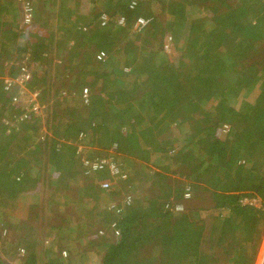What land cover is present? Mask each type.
Instances as JSON below:
<instances>
[{"label":"trees","instance_id":"1","mask_svg":"<svg viewBox=\"0 0 264 264\" xmlns=\"http://www.w3.org/2000/svg\"><path fill=\"white\" fill-rule=\"evenodd\" d=\"M39 1L30 26L11 0L0 3L1 68L27 54V61L39 66L49 58L53 74L32 78L28 87L40 91L41 102L55 88V108L66 106L54 136L39 142L38 116L28 114L16 126L2 123L5 111L20 110L12 106L13 94H0V230L17 236L24 264H42L40 255L47 264H65L63 251L71 258L73 248L61 243L76 239L80 258L91 252L96 264H255L264 233V0H143L135 10L129 8L132 0H102L99 8L85 9V14L78 10L77 15L80 0L75 9L70 6L74 0ZM154 2L163 4L169 22L154 16L131 38V21L141 12L151 18ZM103 14L111 23L101 27ZM121 17L125 26L116 23ZM50 20L68 34L64 44L73 42L68 61L57 56L67 65L53 67L48 56L54 46L63 45L48 32ZM34 24L36 31L31 30ZM166 33L173 35L174 44L184 41L174 65L164 53ZM7 48L15 53L7 56ZM82 55L85 62L79 61ZM72 77L77 87L64 88ZM128 77L133 82L125 83ZM79 83L88 85L89 94L81 96L86 85L79 91ZM141 88L150 94L140 93ZM114 122L118 128L113 134L107 125ZM29 127L38 134L34 150L12 154L15 141L27 142L18 136ZM82 134L89 157L114 156L122 177L108 170L91 176L77 168ZM42 145L44 172L37 169L41 160L33 164L25 158ZM151 156L165 161L156 167ZM132 174L141 185L135 191L142 194L147 183L152 195L118 192L119 184H130ZM41 185L53 195L44 205L41 194L31 204L8 201L41 191ZM121 195L124 203L98 207L105 196ZM253 197L260 207L243 202ZM22 208L28 219L9 222ZM44 215L48 222L33 235L32 221L39 225ZM77 221V228L86 230L73 240ZM0 264L6 263L0 259Z\"/></svg>","mask_w":264,"mask_h":264},{"label":"rangeland","instance_id":"2","mask_svg":"<svg viewBox=\"0 0 264 264\" xmlns=\"http://www.w3.org/2000/svg\"><path fill=\"white\" fill-rule=\"evenodd\" d=\"M101 1L102 0H100L98 3H101ZM75 3H76V0H74L72 3H71V8L72 9H75L76 7L74 6L75 5ZM86 5L87 4H83V6H85L86 7ZM144 7V6H143ZM151 8L153 9V16L154 15H157L158 16V18H159V20H165V23H168L169 22V17H168V14H166V13H164V12H162V10L161 9H163V4H161L160 2H154L152 5H151ZM78 10H79V14H85L86 13V11L85 12H83L84 10H85V8L84 7H82L81 9H79V7L78 8H76L75 9V15H77V12H78ZM60 13V12H59ZM140 14V16H137V17H135L134 19H133V21H131V31H130V37L131 38H133L132 37V33H134V31H133V28H132V26H134V24H135V22L137 21V19L138 18H140V17H143V18H146V15H145V13H139ZM61 16V15H60ZM59 16V17H60ZM81 16H83V15H81ZM61 18V17H60ZM152 18V17H151ZM87 20V19H86ZM57 23H56V21L54 20L53 21V27L55 28L54 30H53V40H54V43L55 42H59V43H61V44H63L61 47H57V45L56 46H54L51 50H52V56H50V55H48L49 57H53V62H52V65H53V67L55 66V65H59V66H64V65H67V64H62V62H61V60L59 61V59L57 58V56H58V54H62L63 56H65L66 58H67V61H68V58H69V45H71V43H73V42H69L68 44L66 43V44H64V42H65V40H66V38L68 37V34H66V31L65 30H63V29H60V28H58V29H56L57 28ZM101 26V25H100ZM102 27V26H101ZM89 28V27H88ZM26 29V28H25ZM93 29V28H92ZM22 30H24V29H22ZM25 31V30H24ZM24 31H22V32H24ZM167 35H171L172 37H173V35L172 34H170V33H166ZM128 36V37H129ZM129 37V38H130ZM80 40V39H79ZM94 41V40H93ZM183 40L181 39V40H179V42L178 43H176V46H177V48L179 47V49L180 48H182V44H183ZM53 43V44H54ZM90 43V42H89ZM92 44H94L95 42H91ZM165 44H166V42H165ZM60 45V44H59ZM88 46V45H87ZM91 46H93V45H91ZM171 50V49H170ZM92 51H93V49H92ZM91 51V52H92ZM5 52H8V55L7 56H9V55H13L15 52H9L8 50L7 51H5ZM84 53H85V51H84ZM83 53V54H84ZM165 55L168 57H166V59H168V61H170V62H172V64L171 65H174L175 63H177L178 62V60H179V57H180V54H178L177 53V49H175V47H174V49L173 50H171L169 53L165 50ZM164 53H162V54H164ZM68 54V55H67ZM104 54V56L102 57L103 59H105L106 58V56H105V53H103ZM25 55V54H24ZM29 55L27 54L26 55V58L28 57ZM13 57H15V56H13ZM17 57V56H16ZM70 57H72V56H70ZM26 58H23V59H21V60H18L19 61V63L20 64H22V62L26 59ZM97 59L99 60V61H102L103 59H101L100 57H97ZM76 61H77V59H76ZM79 61H82V62H85L86 61V58H85V56L84 55H82V56H80L79 57ZM49 58H44V61H43V63L44 64H46L45 66V68L47 69V73L48 72H52V66H51V61L49 62ZM25 63V62H24ZM26 64L27 65H31V67L33 66V64L34 63H32L31 61L30 62H26ZM75 68H77L78 66H79V63H75ZM84 67V66H83ZM83 67H81L79 70V72L78 71H76L75 72V76L76 77H79V75L81 74V72L83 71ZM33 68V67H32ZM0 69H2V70H0V75H2L1 77H4L5 75H7V74H9V73H7L8 72V69H7V67H3V68H1V65H0ZM33 73H34V78H38V76L36 75L35 76V70H34V68H33ZM16 74H17V76L15 77V78H13V77H8V78H11V79H16L18 76H19V73H17L16 72ZM37 74H40V69H39V71H38V73ZM10 75V74H9ZM131 77H128V78H126V82L125 83H130V82H133V80L131 81ZM64 80H62L61 82H63ZM182 82H184V80H183V78L180 80V83H182ZM64 85H65V83H64ZM86 85V86H85ZM124 84H122L121 86H123ZM74 86H75V88L77 87V84H75V78L74 77H72V79L71 78H69L67 81H66V85L64 86V88H66V89H72V88H74ZM84 86H85V88H84ZM120 86V87H121ZM84 88V89H83ZM83 89V90H82ZM119 89V88H118ZM142 89V92H140V93H144V94H150V91H148V88H141ZM35 90H37V89H35ZM54 90H55V88H52V90H48L49 91V94H48V96H47V98L45 99V101L44 102H41V107H42V110H41V113H40V115L38 116V118H39V122H40V125L41 126H38L37 125V128L39 129L40 128V130L38 131L39 133V135H41V137H39L38 138V141L40 142V141H42V142H44L45 140H50L53 136H54V126H55V124L57 125V126H59V124H60V119L64 116L63 115V112H64V108H66V106L64 107L63 106V104H61V106L62 107H60V108H55V105H56V102H54V100H55V98L53 99V96L55 95V93H54ZM73 90H75L76 91V89H73ZM82 90V95L81 96H83L84 97V95L87 93V94H89L88 92H89V87H88V85L87 84H85V83H79V91H81ZM1 93V92H0ZM154 94H156L155 92H154ZM4 96H5V98L7 97V98H9L10 97V95H8V94H4ZM86 96V95H85ZM10 99V101H11V97L9 98ZM9 101V102H10ZM2 104H4V102H1ZM1 103H0V105H1ZM67 105L69 104V103H66ZM9 106H10V104H9ZM12 106H14L13 104H12ZM147 107L146 106H144V108H143V110L144 109H146ZM16 109H18V110H20V112L19 111H15V113H11L10 111H5L4 112V116H6L4 119H6L7 121H5L4 119H2V123H4V124H9L10 126H16L17 125V123H18V121L17 120H19V121H21V120H23L24 118H26V117H24V114L23 113H25L27 110H26V108H21V107H16ZM136 109L138 110V111H141L142 110V107H140V105L138 104L137 106H136ZM147 114L144 112H142L141 111V116L142 117H144V116H146ZM107 127H108V130H110V132H112L113 134H114V130L115 129H117L118 128V126L116 125V122H114V123H112L111 125H107ZM41 131V132H40ZM38 134L31 128V127H29V129L27 130V131H24V132H22L21 134H19V136L18 137H23V138H26V141L27 142H19L18 141V143L15 141V143H14V146H13V149H12V151H11V153L12 154H20L21 156H24V155H27L28 154V152H29V148H30V150L31 151H33L34 150V143H35V141H36V136H38ZM22 139V138H21ZM88 140H91V138L90 139H88ZM0 144L2 143V139H0ZM5 141L3 140V143H4ZM27 144V145H26ZM86 145H87V143H86ZM1 146V145H0ZM30 146V147H29ZM88 146V145H87ZM89 147V146H88ZM2 149H3V146L1 147ZM90 148V147H89ZM89 151H90V149L89 150H87V153L89 154ZM85 153L83 152V155H84ZM79 157V165L77 164V168H79V169H83V171H84V167H83V164H82V161H81V158H80V156H78ZM111 157V156H110ZM25 158L27 159V160H30L33 164H37V163H34V160H41L40 162H41V164L37 167V169L39 170H41V171H43L44 172V169H43V167H45L47 164H46V160H47V156H46V154L44 153V145H42L41 146V148L39 149V150H37L33 155H30V156H25ZM165 160H163L162 158H160V157H158V156H151V163H153V164H155V166L156 167H158L159 165L161 166L162 164H163V162H164ZM165 164H167V162H165L164 163V165ZM43 165H45V166H43ZM79 166V167H78ZM82 166V167H81ZM155 170V169H154ZM92 176V175H91ZM131 182H130V184L129 185H127V187H123V185L122 184H119L118 185V192H124V193H126V194H129V192H136L138 195H140V196H144V195H146V193H148L146 196H150V195H152V194H150L151 193V190H148L147 192H146V190L148 189V188H150L149 187V185L150 184H147L146 183V181H145V179H144V183H146L145 184V188H143L142 190H144V192L142 193V194H139V191H135V190H139L140 189V187H141V185H140V180H139V176L137 175V176H135L134 174H132V176H131ZM42 186V189H41V191H35V192H32V193H28V194H26V195H24V196H20L19 198H16V199H12V200H8V201H10V202H14L15 201V203L17 202V203H19V204H21V203H26V202H28L29 204H31V203H34V202H36V200H37V194H38V198H39V195L41 194V202H42V198H43V205H44V202H46V200L50 197V196H53V195H50L48 192L46 193L45 192V187L43 186V185H41ZM144 186V185H143ZM44 187V188H43ZM151 189V188H150ZM127 191V192H126ZM45 192V193H44ZM76 196H78V195H76ZM119 196V195H118ZM117 196V197H118ZM2 197V196H1ZM116 197V198H117ZM3 199L4 200H7L6 198H4L3 197ZM258 198H245L244 199V203H247V204H253V205H255L256 207H260L261 206V204H260V202L259 203H257L258 201H259V199H258V201H256V202H254V200H257ZM254 202V203H253ZM120 204V203H124V199L122 200V195L120 196V197H118L117 199H115V198H113V197H111V198H109V196L108 197H104V199H102L101 200V202L98 204V207L100 208V209H106V208H109V207H115L117 204ZM28 207V206H27ZM117 208V207H116ZM2 211L3 210H5V209H1ZM45 216V215H44ZM76 216V215H75ZM28 217H29V214H28V212H27V208H22V210L21 211H19V213H15L14 215H10L8 218H9V222H22L23 220L24 221H26L27 219H28ZM43 218V219H42ZM32 219H33V216H32ZM41 219H42V221H41ZM48 218L45 216V218L43 217V216H41L40 218H39V222L41 221V224H39V225H37V223H35V221H32V223H34V224H36V227H35V229L34 230H32L33 232H32V234L34 235L35 233H40V232H42L43 231V229H44V227H45V225H46V223L48 222V220H47ZM34 220V219H33ZM44 220V221H43ZM73 221H74V219L72 218V220H71V226H72V224H73ZM77 222H79V221H77ZM78 224H80V222L79 223H77L76 224V228H75V232H74V235H71L72 236V238H73V240H74V237L73 236H75L76 238H77V236H78V234L79 233H81V232H84L85 230H86V228L85 227H79V229L77 228V225ZM101 225H103V223L101 224ZM7 229V228H6ZM4 231V230H3ZM3 231H1L0 230V232H2V234H1V236H0V259L4 262V263H6V264H24L25 262H24V258H23V256H24V252H19V251H17L18 249H17V236L12 232V230H9V229H7L4 233H3ZM263 231H264V228H263ZM110 232V231H109ZM37 234V235H38ZM109 235H110V233H109ZM39 236V235H38ZM40 237V236H39ZM41 237H43V236H41ZM68 241V240H67ZM61 246L62 247H72L73 248V250H72V254H71V258H70V252H67V249H64V251H63V254H64V256L66 257V259L65 260H67V259H70L69 260V262H70V264H96V262H97V258H96V256L94 255V254H92L91 252H89L88 253V255H85L84 256V258H83V260L80 258V256H79V242H78V240L76 239L74 242H66V241H63L62 243H61ZM65 252H66V254H65ZM37 255V254H36ZM40 258L43 260V262H42V264H47L48 263V260L45 258V257H43V256H41L40 255Z\"/></svg>","mask_w":264,"mask_h":264},{"label":"built area","instance_id":"3","mask_svg":"<svg viewBox=\"0 0 264 264\" xmlns=\"http://www.w3.org/2000/svg\"><path fill=\"white\" fill-rule=\"evenodd\" d=\"M142 1L143 0H132L129 4V8L131 10H135L136 7L139 5V3H141ZM22 10L24 17V21H23L24 25L30 26L34 21V15H33V12L35 11L34 6L31 4H24ZM101 18H102L101 20L102 23H100V25L102 27L109 24L110 17H108L106 14H103ZM150 21L151 18H143V17L138 18L134 26H132L133 31L141 32L144 28H146L149 25ZM116 23L119 26H125V18L121 17L118 21H116ZM171 42H172V37L168 36L165 44V50L167 52H169L171 49ZM24 62H22V64H19L21 65L20 68H17L19 76L16 79L8 78L9 76L0 77V84H1L0 92L3 94L10 95L14 91H16V94H13V96L11 97L12 104L15 105L16 107L18 106L21 108L22 107L26 108L27 111L23 114L24 117L27 118L28 114L39 116L42 107L40 102V95H41L40 91L34 89L31 90L28 87V83L30 82V80H32V78H34L33 69L31 68V66L26 64L27 58ZM26 118H24L23 120H25ZM228 129L229 128L227 126L223 127V131L225 132H227ZM84 137L85 135L82 134L79 137V140L77 141V156H80L81 158L85 174L92 175V173L94 172L108 170L113 177L116 178L122 177L123 173L121 171V164H118L116 162L114 156L104 159H91L89 157L87 150H89L90 148L86 144L82 143ZM113 149H116V147H114ZM83 152L85 153L84 155ZM103 187L107 189L108 187H110V185L109 183L106 182L103 184ZM256 201H258V199L254 200V202ZM257 203H259V201Z\"/></svg>","mask_w":264,"mask_h":264},{"label":"crops","instance_id":"4","mask_svg":"<svg viewBox=\"0 0 264 264\" xmlns=\"http://www.w3.org/2000/svg\"><path fill=\"white\" fill-rule=\"evenodd\" d=\"M16 1H18V3L16 2ZM11 0V3H12V6L14 7V8H18L19 9V14L20 15H22V9H23V5L24 4H31V5H33L34 6V2H35V0ZM100 0H80V4L83 6V4H87L86 5V7L85 6H83L85 9H93V8H99L100 6H102V4L101 3H98ZM144 1H146V0H144ZM143 1V2H144ZM19 2L21 3L19 6H18V4H19ZM40 3H39V5L41 4V0L39 1ZM102 2V1H101ZM0 3H1V0H0ZM42 9H43V7H42ZM57 11H60V9L59 10H57ZM57 11H55V12H57ZM154 16H156V17H158L157 15H154ZM153 15L151 16L152 18L154 17ZM146 18H150V17H147L146 16ZM151 18V19H152ZM50 25H51V27H48L49 28V30H48V32H50V34H52L53 33V31H51V29H52V27H53V21L52 20H50L49 22H48ZM38 28L39 27H37V25L36 24H34L33 25V27H32V29L31 30H33V31H36V30H38ZM51 28V29H50ZM54 30V29H53ZM54 36V35H53ZM169 36H171V35H169ZM172 37V36H171ZM167 39V38H166ZM166 42V41H165ZM174 42H175V40H174V38L172 37V42H171V50H173L174 49V47H175V49H177V52H178V49H179V47L177 48V46H176V43L174 44ZM71 43V42H70ZM7 50L10 52L11 50H9V48H7ZM170 50V51H171ZM169 51V52H170ZM168 52V53H169ZM6 54L8 55V52H6ZM3 61V60H2ZM24 62V61H23ZM27 62H29V61H27ZM32 63H34L33 64V68H34V70H35V75H37L38 76V78L39 77H41L42 75H44V74H47V76H51L53 73H51V72H48L47 73V71L45 70V65L46 64H44L43 63V66L42 65H38V64H40V62H38V64H36L35 62H34V60H32L31 61ZM49 63V62H48ZM18 64V65H17ZM19 61L17 60V58H14L13 60H10V61H7L5 64H4V66L5 67H7V69H8V72L7 73H9V74H7V75H5V76H9V77H12L11 76V74L12 73H18V69H17V66H19ZM31 66V65H30ZM39 69H40V74H37L38 73V71H39ZM0 76H2V75H0ZM14 78V77H13ZM30 88V87H29ZM48 90H52V89H48ZM54 93H55V91H54ZM1 94V93H0ZM12 94H16V91H14ZM4 95H2V97H3ZM77 161V164L79 163V161L78 160H76ZM79 165V164H78ZM82 167V166H81ZM26 203H28V202H26ZM65 264H70V262H69V259H67V260H65ZM255 264H264V233L261 235V239H260V241H259V243H258V251H257V256H256V260H255Z\"/></svg>","mask_w":264,"mask_h":264},{"label":"bare ground","instance_id":"5","mask_svg":"<svg viewBox=\"0 0 264 264\" xmlns=\"http://www.w3.org/2000/svg\"><path fill=\"white\" fill-rule=\"evenodd\" d=\"M101 14V13H100ZM111 23V22H110Z\"/></svg>","mask_w":264,"mask_h":264}]
</instances>
